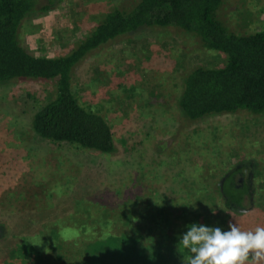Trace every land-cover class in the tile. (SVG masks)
Returning <instances> with one entry per match:
<instances>
[{
  "label": "rangeland",
  "instance_id": "rangeland-1",
  "mask_svg": "<svg viewBox=\"0 0 264 264\" xmlns=\"http://www.w3.org/2000/svg\"><path fill=\"white\" fill-rule=\"evenodd\" d=\"M123 1L62 0L26 18L19 41L36 57L67 55ZM216 17L236 35L263 31L264 0H224ZM224 64L223 55L173 27L145 29L90 53L74 67L71 89L111 127V155L34 134L33 116L55 95L54 82L0 86V264H85L78 231L68 226L85 218L102 226L112 220L116 234L136 236L140 228L144 242L164 229L160 250L144 246L147 264H264V114L190 123L177 107L187 72ZM240 165L252 173L256 194L252 208L234 215L222 208L216 185ZM195 216L198 225L186 220ZM55 222L57 240L47 236ZM20 233L49 246L11 257Z\"/></svg>",
  "mask_w": 264,
  "mask_h": 264
},
{
  "label": "trees",
  "instance_id": "trees-1",
  "mask_svg": "<svg viewBox=\"0 0 264 264\" xmlns=\"http://www.w3.org/2000/svg\"><path fill=\"white\" fill-rule=\"evenodd\" d=\"M125 1L105 14L67 55L48 58L29 52L20 43L18 31L26 18L48 14L62 0H0V86L23 80L55 84V95L32 119V130L38 138L102 155L114 153L111 127L101 115L78 103L71 89V74L90 53L150 28H177L198 38L205 49L225 57V64L220 68L198 66L185 74L177 100L184 121L198 122L239 111L264 114V30L250 35L231 33L216 17L224 0H132L129 8ZM251 175L250 170L240 165L218 181V199L225 211L240 215L254 206L256 193ZM197 219L196 216L186 218L198 225ZM86 220H72L73 225H68L78 231L85 264H147L151 255L145 254L146 243L160 250L168 240L166 231L160 227L155 239L151 236L144 242V230L140 228L138 235L129 236L116 234L108 218L104 226L87 224ZM56 226L55 222L48 229V238L60 237L61 230L54 229ZM2 230L0 240L4 238ZM26 234H13L16 241L15 248L8 251L11 257L21 252L37 256L40 248L47 246L39 236L30 239ZM160 262L161 259L157 264Z\"/></svg>",
  "mask_w": 264,
  "mask_h": 264
}]
</instances>
